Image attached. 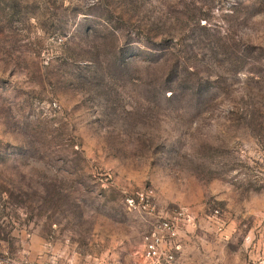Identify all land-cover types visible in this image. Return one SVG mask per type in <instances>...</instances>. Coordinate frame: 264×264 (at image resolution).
Instances as JSON below:
<instances>
[{
  "label": "rangeland",
  "instance_id": "obj_1",
  "mask_svg": "<svg viewBox=\"0 0 264 264\" xmlns=\"http://www.w3.org/2000/svg\"><path fill=\"white\" fill-rule=\"evenodd\" d=\"M180 211L169 264H264V0H0V264H150Z\"/></svg>",
  "mask_w": 264,
  "mask_h": 264
},
{
  "label": "built area",
  "instance_id": "obj_2",
  "mask_svg": "<svg viewBox=\"0 0 264 264\" xmlns=\"http://www.w3.org/2000/svg\"><path fill=\"white\" fill-rule=\"evenodd\" d=\"M150 191H139L137 196H128L127 205L130 208L143 207L150 208ZM185 215L184 211L178 212L174 218H164L159 220L147 235L144 258L150 264L173 263L177 259V253L182 249V243L179 239V219ZM27 264V263H26Z\"/></svg>",
  "mask_w": 264,
  "mask_h": 264
},
{
  "label": "crops",
  "instance_id": "obj_3",
  "mask_svg": "<svg viewBox=\"0 0 264 264\" xmlns=\"http://www.w3.org/2000/svg\"><path fill=\"white\" fill-rule=\"evenodd\" d=\"M184 252H183V244H182V249L177 253V259L176 261L180 258V256H183Z\"/></svg>",
  "mask_w": 264,
  "mask_h": 264
}]
</instances>
